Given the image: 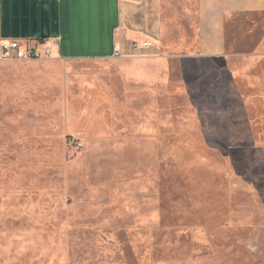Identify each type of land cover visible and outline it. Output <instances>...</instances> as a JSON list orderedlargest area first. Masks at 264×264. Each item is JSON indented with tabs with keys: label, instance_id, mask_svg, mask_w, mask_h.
Wrapping results in <instances>:
<instances>
[{
	"label": "rangeland",
	"instance_id": "obj_1",
	"mask_svg": "<svg viewBox=\"0 0 264 264\" xmlns=\"http://www.w3.org/2000/svg\"><path fill=\"white\" fill-rule=\"evenodd\" d=\"M185 53L0 61V264H264V14Z\"/></svg>",
	"mask_w": 264,
	"mask_h": 264
},
{
	"label": "crops",
	"instance_id": "obj_2",
	"mask_svg": "<svg viewBox=\"0 0 264 264\" xmlns=\"http://www.w3.org/2000/svg\"><path fill=\"white\" fill-rule=\"evenodd\" d=\"M236 14H264V0H0V42H38L65 60L141 63L165 48L219 58Z\"/></svg>",
	"mask_w": 264,
	"mask_h": 264
},
{
	"label": "built area",
	"instance_id": "obj_3",
	"mask_svg": "<svg viewBox=\"0 0 264 264\" xmlns=\"http://www.w3.org/2000/svg\"><path fill=\"white\" fill-rule=\"evenodd\" d=\"M147 46L144 43L141 47L134 44V49L139 50ZM120 57V55L117 54ZM52 58V49L45 44L31 42L30 40H2L0 42V61H34Z\"/></svg>",
	"mask_w": 264,
	"mask_h": 264
}]
</instances>
